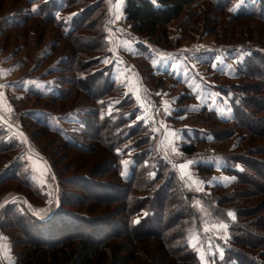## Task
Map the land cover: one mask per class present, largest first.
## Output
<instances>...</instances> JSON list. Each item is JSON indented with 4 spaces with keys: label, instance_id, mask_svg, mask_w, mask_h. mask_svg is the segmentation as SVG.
Wrapping results in <instances>:
<instances>
[{
    "label": "trees",
    "instance_id": "trees-1",
    "mask_svg": "<svg viewBox=\"0 0 264 264\" xmlns=\"http://www.w3.org/2000/svg\"><path fill=\"white\" fill-rule=\"evenodd\" d=\"M235 2L124 0V18L132 32L157 48L172 50L188 37L200 38L221 28L225 35L234 23L230 38L246 40L236 43L249 51L238 63L239 84L219 88L222 94L232 93L228 116L202 106L194 112L181 107L168 117L173 125L193 123L180 134L176 159L166 155L160 135L141 117L138 100L113 78L112 65L103 62L111 54L108 26L113 0H16L21 6L0 19V27L19 29L38 18L56 28L58 37L40 50L29 69L31 74L40 71L35 77L42 80L55 78L58 87L46 92L29 86L23 99H47L50 106L59 101L60 108L67 109L26 107L23 114L54 134V141L64 148L88 158L77 160L81 175L66 179L48 159L59 190L56 204L46 212L38 206L47 197L27 170L21 134L0 117V185L15 184L5 186L0 205L9 195L26 197V203L9 200L2 209L0 231L14 254L10 264H201L189 238L199 235L203 240L207 221L226 224L230 237L223 254L215 253L214 264H264V0H247L241 11L233 10ZM74 9L77 17L70 25L60 13ZM178 19L181 32L174 33L172 23ZM216 20L220 26L213 27ZM28 30L33 31L32 26ZM60 39L64 45L56 48ZM137 54L140 75L156 92L167 76L154 73L144 44ZM26 61L20 59L18 68L24 69ZM74 88L87 99L65 104ZM191 96L183 94L179 105ZM234 137L237 144L229 148L227 141ZM202 145L212 149L203 150ZM123 158L131 160L127 176ZM193 160V170L204 183L201 191L189 187L178 168ZM217 160L219 171L232 178L226 183L215 180ZM105 170L112 172L111 180H93V173L104 176ZM253 198H259L255 206L250 205ZM84 203L89 214L76 209H85Z\"/></svg>",
    "mask_w": 264,
    "mask_h": 264
},
{
    "label": "rangeland",
    "instance_id": "rangeland-1",
    "mask_svg": "<svg viewBox=\"0 0 264 264\" xmlns=\"http://www.w3.org/2000/svg\"><path fill=\"white\" fill-rule=\"evenodd\" d=\"M246 1L247 0H236L233 10H243L246 7ZM15 2L16 0H0V19L11 15V12L15 13V10L21 6L15 5ZM115 2L116 0H113L110 7L111 16L108 26V39L111 44V54L105 56L103 62L112 65L113 78L124 86L126 92L132 93L138 100L141 105V117L145 122L151 123L156 133L160 135L161 147L166 155L179 159L176 143L180 141L181 132L186 128H191L192 126L190 124L193 123L189 120L184 123L173 125L168 120V117L181 107L188 108L191 112H194L202 106H206L207 109H215V111L220 113L223 117L228 116L227 114L232 111L229 105V97H231L232 93L222 94L219 88L239 84L238 63L249 54V51L240 49L236 43L242 44L246 40L241 37L242 39L235 42L234 39L236 38H230V33L236 26L234 23L228 26L225 30V35L221 28V32L212 30L211 33L200 38L188 37L183 40L181 46L172 50L157 48L145 37L134 34L128 23L124 25L125 18L122 16L124 15L123 6L122 11L119 13L120 18L118 20L115 19L120 5V2H118L116 8L113 7ZM23 11L26 13L28 10L24 9ZM60 17H63L65 20L67 19L71 25L76 20L77 11L74 9L71 12L60 13ZM218 22V20L214 21L213 27L216 25L220 26ZM31 26L33 31L28 30ZM172 26L174 33L181 32L179 19L173 22ZM34 28H36V30H34ZM70 28L71 27L68 26L67 30H70ZM0 30L2 31L0 39V117L11 129L21 134L19 138L23 140L26 145L25 154L28 161L27 170L31 173L32 178L41 187L47 197V202L43 205L39 203L38 206H43L46 209L44 211L50 212L53 205L56 204V194L59 190V186L57 184V176L48 159L51 160L53 165L61 172V177L66 179L72 175H81L82 171L78 170L80 168V162H77V160L79 158H88V156L84 154H78L64 148L61 142L57 140L54 141V134L47 133L38 128V126L30 123L29 120H26L25 114H23L26 107H51L50 109L54 111L67 110L66 108L64 109V107L60 108L58 104L59 101L50 106V102H48L47 99L37 100L34 97L26 100L23 99L24 90L29 86L39 87L46 92L58 87L55 83V78L42 80L35 77L40 71L33 74L29 73L31 64L36 62L39 57L40 50L46 48L51 41L58 39L56 36L57 29L48 23L40 21L38 18H31L23 27H19V29H9L4 25L0 27ZM24 32H27L24 34L25 36L27 35V39L25 36L23 38L20 37ZM18 36L20 38H17ZM254 38L253 35L251 39L254 41ZM15 39L17 40V44H14L12 41ZM140 44H144L150 52V55H148L151 58V65L154 73L161 77L167 76L164 77L165 84L160 86L156 92L150 87V81L141 76L138 70L139 66L137 61L140 58L137 52ZM261 44H264V40ZM18 45H20L18 51H15ZM63 45L64 42L60 39L56 44V48H61ZM25 58L27 60L25 62V68H18L19 60H25ZM140 63L142 65V61ZM154 64L156 66H154ZM42 66L43 64L41 67ZM31 75L34 78H31ZM65 86H67V84ZM21 87L23 90L20 89ZM190 93L193 97L191 96L192 98L184 105H179L178 102L182 95ZM68 97L69 99L65 104L74 101L76 105H78L87 99L84 94L80 93L75 88ZM166 108L169 110L170 114L166 112ZM255 119L257 120V118ZM259 119L263 120V118ZM259 119L257 121H260ZM23 128H25L31 140H28ZM169 133H175V136H171ZM9 134L11 136L15 134L16 136V133L13 134V132H9ZM237 139L238 137H234L227 141L229 148H234L236 146ZM173 147L176 150L175 152L173 151ZM201 149L209 150L212 149V147L210 145H202ZM194 161L195 160L181 162L178 164V168L182 164L191 162L190 168L186 170L188 175L194 180L202 182L197 178L193 170ZM1 164L2 163H0V165ZM123 164L124 175L127 176L131 160L123 158ZM239 168H242V166H239ZM216 173L215 180L219 182L226 183L228 180L232 179L219 170ZM91 176L94 181H96L95 179L106 180L112 177V172L105 170L104 176H98V174L94 173ZM184 179L190 182L187 176H184ZM14 185V182L0 185V198L1 193L5 191V186L14 187ZM194 187L196 188V186ZM199 187L204 189V183H201ZM21 190L27 192L24 189ZM94 194H96V192ZM139 194L141 196L143 195V193ZM92 197L94 196L92 195ZM25 198L26 197L21 194L7 196L0 205V220L2 219V209L7 201L15 199L18 202L23 203L24 201V203H26ZM258 199H250V205L255 206ZM27 204L29 205L28 202ZM85 205H87V203H84L82 206L85 208ZM76 209L82 213H88V206L85 209L79 207ZM140 216L141 214L139 217ZM122 217H124V214L117 217L116 221H121ZM217 224L219 223L207 221L202 229L204 239L202 240L198 235L196 247H193L198 253L201 264H214L215 253L220 255L221 253L223 254L224 244L230 239L227 229L225 233L223 230L217 231L213 228V225ZM204 229H208V231H204ZM0 247L3 248V252L0 253V262L2 264L12 263L14 260L13 251L9 246L7 237L5 234H2L1 231ZM18 250H21L20 246ZM154 255H156L155 252L153 257Z\"/></svg>",
    "mask_w": 264,
    "mask_h": 264
},
{
    "label": "snow or ice",
    "instance_id": "snow-or-ice-1",
    "mask_svg": "<svg viewBox=\"0 0 264 264\" xmlns=\"http://www.w3.org/2000/svg\"><path fill=\"white\" fill-rule=\"evenodd\" d=\"M154 2H155V0H154ZM33 11H35V9H33ZM119 18H120V17H119V15L117 14V15L115 16V19L118 20ZM154 66H156V65L154 64ZM165 110H166V112H169V110H168L167 108H166ZM169 114H170V112H169ZM169 135H171V136H175V133H169ZM173 151H174V152L176 151L174 147H173ZM190 165H191V162H187V163L182 164V165L179 166L180 172H181V174H182V178H184V176H187V178H188L189 181H190L189 187L196 186V190H197V191H201L202 188L199 187V185H200L202 182H199V181L194 180L190 175H188V173H187V171H186L187 169L190 168ZM219 167H220V161L217 160V170H219ZM197 206H199V205H197ZM228 216L234 218V213L229 212V213H228ZM133 223H134V224H135V223H139V220H135V221H133ZM213 228H215V230H217V231H221V230H223V231H225V233H226L227 225L224 224V223H219V224H217V225H213ZM204 231H208V229H204ZM197 242H198V236H196V237H190V238H189L190 246H192V247H196ZM218 251H219V250H218ZM2 252H3V248L0 247V253H2ZM221 255H222V253H221Z\"/></svg>",
    "mask_w": 264,
    "mask_h": 264
},
{
    "label": "crops",
    "instance_id": "crops-1",
    "mask_svg": "<svg viewBox=\"0 0 264 264\" xmlns=\"http://www.w3.org/2000/svg\"><path fill=\"white\" fill-rule=\"evenodd\" d=\"M123 1H124V0H116V2L113 4V7L116 8V5L118 4V2H120L119 9L117 10V14H118V15H119V13L122 11ZM122 16L124 17V15H122Z\"/></svg>",
    "mask_w": 264,
    "mask_h": 264
},
{
    "label": "built area",
    "instance_id": "built-area-1",
    "mask_svg": "<svg viewBox=\"0 0 264 264\" xmlns=\"http://www.w3.org/2000/svg\"><path fill=\"white\" fill-rule=\"evenodd\" d=\"M125 23H126V22L124 21V25H126Z\"/></svg>",
    "mask_w": 264,
    "mask_h": 264
}]
</instances>
